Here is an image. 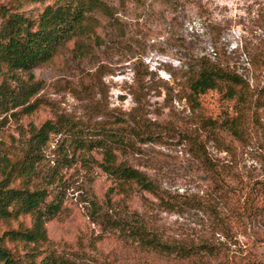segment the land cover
<instances>
[{
	"label": "rangeland",
	"instance_id": "obj_1",
	"mask_svg": "<svg viewBox=\"0 0 264 264\" xmlns=\"http://www.w3.org/2000/svg\"><path fill=\"white\" fill-rule=\"evenodd\" d=\"M49 2L24 8L35 17ZM91 6L51 61L0 64L8 94L35 89L0 106V154L14 159L42 130L32 187L60 207L46 239L6 244L56 264H264V0ZM205 67L239 73L244 93L223 82L193 94ZM105 144L160 193L105 171ZM33 222L0 221V236Z\"/></svg>",
	"mask_w": 264,
	"mask_h": 264
},
{
	"label": "trees",
	"instance_id": "obj_2",
	"mask_svg": "<svg viewBox=\"0 0 264 264\" xmlns=\"http://www.w3.org/2000/svg\"><path fill=\"white\" fill-rule=\"evenodd\" d=\"M44 1L46 0H10L7 4L0 3V64L13 69L32 71L39 64L51 61L64 41L84 25L92 10L90 0H50L35 17L28 14V10L24 8L25 5ZM223 82L234 95L238 92L242 95L247 84L239 73L223 68L205 67L193 77L190 87L192 93L198 95ZM33 87L31 85L19 93L8 94V87L3 86L0 88V106L5 105L7 101L14 105L23 104V99L33 95ZM237 87L239 89H236ZM46 138L44 132L39 130L34 133L33 142L29 147L14 159L0 154V221L21 215L34 217L30 227L21 223L16 229L5 231L0 236V264H56L52 261L44 262L43 258L39 261L34 251L36 248L31 247L30 251L21 254L6 244V239L20 240L27 244L43 241L46 239L45 223L60 209L59 203L47 202V188L32 187L36 158L40 156L38 150ZM206 160L203 158V161ZM102 166L123 184L133 181L155 195L160 193L158 185L143 172L116 163L111 145H106ZM139 240L144 241L141 237ZM147 241L161 246L164 250L171 248L156 238ZM175 248H178L176 251L181 256L193 253L191 248Z\"/></svg>",
	"mask_w": 264,
	"mask_h": 264
}]
</instances>
